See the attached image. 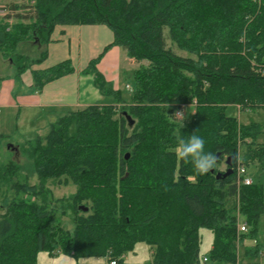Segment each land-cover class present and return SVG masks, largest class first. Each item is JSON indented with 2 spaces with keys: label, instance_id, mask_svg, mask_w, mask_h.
<instances>
[{
  "label": "trees",
  "instance_id": "1",
  "mask_svg": "<svg viewBox=\"0 0 264 264\" xmlns=\"http://www.w3.org/2000/svg\"><path fill=\"white\" fill-rule=\"evenodd\" d=\"M25 1L32 4L11 6L29 7L27 16L16 14L14 23L0 16V56L16 77L46 57V51L31 58L16 49L29 40L45 46L58 26L105 25L113 33L106 50L120 47L144 64L132 71L124 94L96 69L102 55L92 60L83 73L113 104L65 113L44 136L15 148L22 162L0 164L7 200L0 213V264H37L40 253L57 250L75 261L120 264L139 243L152 251L149 264H257L264 257L256 242L264 183L238 187L233 157L264 172V144L257 142L264 126L243 125L227 109L264 108V0ZM165 29L188 57L167 46ZM73 71L69 61L35 71L33 87L41 92ZM192 105L190 121L180 122L176 111ZM194 132L204 138L205 151L218 154L206 175L175 154L177 138ZM227 158L233 173L217 179L229 168ZM48 181L71 182L76 191L55 200ZM65 216L72 231L60 222ZM239 218L247 233H238ZM201 230L213 235L203 257ZM239 240L244 259L253 263L239 262Z\"/></svg>",
  "mask_w": 264,
  "mask_h": 264
},
{
  "label": "crops",
  "instance_id": "2",
  "mask_svg": "<svg viewBox=\"0 0 264 264\" xmlns=\"http://www.w3.org/2000/svg\"><path fill=\"white\" fill-rule=\"evenodd\" d=\"M51 39L45 46L37 45L42 48L41 51H46V57L40 64L32 66L18 77L10 66V73L2 76L0 139L18 135L23 141L33 140L41 136L39 132L48 130L51 123L67 112L113 104L112 97H104L98 92L93 77L83 73L89 63L100 55L96 69L112 85L113 90L126 91V86L129 87L125 77L136 69L133 67L135 61L128 58L120 47L112 46L106 50L113 42V33L107 26H58ZM63 61L70 62L73 73L49 82L41 92L37 91L33 87L32 73Z\"/></svg>",
  "mask_w": 264,
  "mask_h": 264
},
{
  "label": "rangeland",
  "instance_id": "3",
  "mask_svg": "<svg viewBox=\"0 0 264 264\" xmlns=\"http://www.w3.org/2000/svg\"><path fill=\"white\" fill-rule=\"evenodd\" d=\"M16 5H22V4H27L31 5L32 3H27L25 0H0V16H9L8 17V22L9 23H14L15 22V16L16 14L22 15V16H27L28 13H30V9H18V10H13L12 9V4L13 3ZM24 23H28V19H23ZM165 33V38H166V43L168 47H171L173 51L183 57H188L189 55L183 51H180L177 49L171 41L168 39L167 36V29L164 30ZM38 44L29 40L27 43H24L20 45L17 49L15 54L22 53L24 55H28L31 58H36L39 56L42 48H38ZM135 61V60H134ZM141 63V62H140ZM138 62L135 61L134 63V68L137 69L139 66ZM144 63H142L143 65ZM10 66H12V63L0 56V77L3 75H8ZM13 67V66H12ZM132 67V68H133ZM14 69V68H13ZM131 74V73H130ZM126 76V81H131V75ZM130 85V84H129ZM124 94L128 93V91L125 89ZM131 90V89H130ZM103 103H107L103 102ZM194 106H189L185 110L184 117L180 119V122L182 123H187L190 121L192 114L194 113ZM227 114L232 117H237L239 123L243 125H248L251 123H257L261 126H264V108L257 110L256 112H241L239 113L234 107H228L227 109ZM48 131L43 130L39 132V135H45ZM23 140L18 135H11L8 137H4L3 139H0V164L5 163L9 160H15L17 162H22V157L19 155V153L16 151V147L20 145ZM257 142L264 144V134H261ZM10 146H12L10 148ZM241 155V153H240ZM220 170H224V163L220 165L219 167ZM247 174L248 176L253 180V182H263L264 183V172L262 171V168L259 164L255 163L252 164L248 167H246ZM32 183H37V179L33 178L31 180ZM47 187H49L52 191V196L53 199H61V198H68L71 195H73L76 191V185L69 182L68 184L64 183H57L56 181H48ZM6 199L3 197V194L0 193V213H1V206H3L6 203ZM241 223L243 222L242 218H239ZM60 222L64 226V228L72 231L73 225L70 221L69 217H63L60 219ZM238 226V225H237ZM239 233V232H238ZM239 234H244V233H239ZM212 241H213V235L210 231L207 230H201L200 231V255L203 257L207 254V252L211 249L212 247ZM256 242L261 246L262 250H264V212L263 215L261 216L259 227H258V235H257V240ZM242 243L237 242V254L239 258V262L241 263H253V261L249 259H244V247L241 245ZM248 244V242H246ZM264 255V253H263ZM152 259V254H151V249L148 247L146 244L139 243L135 246L134 250L132 252L126 253L123 262L120 264H149ZM77 261L67 258L61 254L59 255H54L51 256L48 253H40L37 256V264H109L105 259L100 258V259H84V260H78ZM257 264H264V257L256 261Z\"/></svg>",
  "mask_w": 264,
  "mask_h": 264
},
{
  "label": "clouds",
  "instance_id": "4",
  "mask_svg": "<svg viewBox=\"0 0 264 264\" xmlns=\"http://www.w3.org/2000/svg\"><path fill=\"white\" fill-rule=\"evenodd\" d=\"M131 89V85H129ZM175 154L178 160L190 161L197 175H206L215 168L218 154L205 151V140L201 136L194 133L189 135L187 139L183 137L177 138V146ZM237 170L244 171L241 167L239 156L233 157Z\"/></svg>",
  "mask_w": 264,
  "mask_h": 264
},
{
  "label": "built area",
  "instance_id": "5",
  "mask_svg": "<svg viewBox=\"0 0 264 264\" xmlns=\"http://www.w3.org/2000/svg\"><path fill=\"white\" fill-rule=\"evenodd\" d=\"M126 89L130 90V88L128 86H126ZM185 108H186V106H182V108H180L176 111L175 116L178 119H182V117H184ZM241 167L244 169V171H242V172L237 170V165L235 168L236 183H237L238 187L243 186V185L249 186L253 183V180L248 176L246 168L242 165H241ZM237 228H238L239 233H247L248 232V227L244 222L241 223V221H239ZM55 254L59 255V254H61V251L57 250V251H55ZM202 260H203V263H206V261H207V259L205 257ZM110 264H117V263L111 262Z\"/></svg>",
  "mask_w": 264,
  "mask_h": 264
},
{
  "label": "water",
  "instance_id": "6",
  "mask_svg": "<svg viewBox=\"0 0 264 264\" xmlns=\"http://www.w3.org/2000/svg\"><path fill=\"white\" fill-rule=\"evenodd\" d=\"M128 154H126V156H125V159H128ZM225 165H227L229 168H228V170L224 173V174H217L216 175V178L217 179H220L221 177H223V178H225V177H227V176H229V175H231L232 173H233V170H232V168H231V165H232V159L231 158H227L226 159V161H225ZM82 210H86V209H83V208H81Z\"/></svg>",
  "mask_w": 264,
  "mask_h": 264
}]
</instances>
